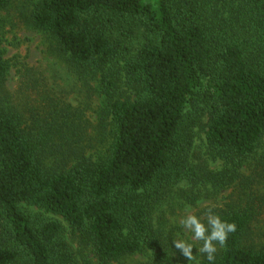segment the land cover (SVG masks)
Here are the masks:
<instances>
[{"label": "trees", "instance_id": "1", "mask_svg": "<svg viewBox=\"0 0 264 264\" xmlns=\"http://www.w3.org/2000/svg\"><path fill=\"white\" fill-rule=\"evenodd\" d=\"M29 23L97 83L111 142L86 155L75 118L37 80L16 105L0 52V264H78L65 226L27 207L61 217L101 264L144 250L177 264L157 206L182 183L232 186L264 142V0H39ZM196 127L223 173L191 163ZM212 211L237 226L214 264H264V195L250 188Z\"/></svg>", "mask_w": 264, "mask_h": 264}, {"label": "rangeland", "instance_id": "2", "mask_svg": "<svg viewBox=\"0 0 264 264\" xmlns=\"http://www.w3.org/2000/svg\"><path fill=\"white\" fill-rule=\"evenodd\" d=\"M38 2L39 0H9L6 7L0 10V52L10 65L5 88L11 94L14 103L19 105L22 101L25 102L19 91L22 84L39 81L42 91L48 93L61 107L68 109L75 118L79 131L78 140L76 137L73 139L78 141L77 146L94 159L103 157L111 142V129L107 121H104L107 126L102 125L103 97L96 82L89 81L85 84L69 71L63 58L53 51L52 40L48 35L33 29L29 19ZM141 42L142 38L138 35L131 44L137 48ZM194 132L191 163L206 167L211 172H222L223 163L213 161L207 153L203 129L196 127ZM262 158H264V142L256 155L245 163L241 178L232 186L219 188L214 186L217 187L214 188L211 184L190 186L182 183L174 186L165 200L157 206L153 225L161 231L175 261H178L177 264H198L201 254L198 251L201 242L191 240V233L182 228L180 219L187 215H196L206 222L207 210L224 208L227 204L237 202L239 194L248 193L250 188L257 194L264 195V179L258 177V174L264 176V168L258 167ZM246 179L250 188L241 184V181ZM242 186L246 191L241 190ZM198 192L200 194H197ZM192 193L196 196L194 202L190 197ZM27 209L31 213L57 219L65 226V238L74 250L78 264H101L94 254L92 245L73 233L61 217L35 207H27ZM175 239H187L195 245L192 250L195 255L194 260H187L180 250L172 246V241ZM109 264L157 263L150 252L144 250Z\"/></svg>", "mask_w": 264, "mask_h": 264}, {"label": "clouds", "instance_id": "3", "mask_svg": "<svg viewBox=\"0 0 264 264\" xmlns=\"http://www.w3.org/2000/svg\"><path fill=\"white\" fill-rule=\"evenodd\" d=\"M206 222L196 215H187L180 219L179 223L183 229L191 233V240L201 242L198 251L204 254L208 264H214L217 251L216 245L223 246L230 233L236 231V224L228 222L214 213L211 209L205 213ZM172 246L180 250L181 254L189 261L195 259L193 249L195 245L187 239H175Z\"/></svg>", "mask_w": 264, "mask_h": 264}]
</instances>
